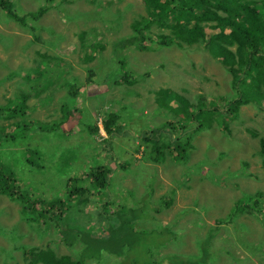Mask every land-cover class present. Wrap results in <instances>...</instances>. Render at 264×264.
<instances>
[{"label": "rangeland", "instance_id": "374dc122", "mask_svg": "<svg viewBox=\"0 0 264 264\" xmlns=\"http://www.w3.org/2000/svg\"><path fill=\"white\" fill-rule=\"evenodd\" d=\"M15 1L19 15L40 14V19L28 20L26 27L18 19L9 17L0 6V108H3L0 127L19 123L29 127L23 137L9 140H5L6 135L0 131V163L11 165L14 168L11 170L22 176L16 183L18 191L36 187L37 191L32 190L29 196L35 197L38 205L47 197L58 201L73 172L82 168L81 171L93 172L98 166L116 168V163L126 162L130 169L112 173L109 185L112 203L103 209L107 213L121 209L120 223L126 220L129 208L136 207L129 203L132 200L143 205H157L160 195L169 196L172 188H177L174 204L156 213V217L162 219L157 225L144 209L145 213L135 222L127 223L131 232L127 233V224L121 226V231L127 234L147 235L153 231L159 234V227L173 224L171 229L177 234L176 238L172 239L171 234L172 240L163 245L160 237L157 247H148L150 253L141 251L143 263L147 264L148 258L154 263L167 253L177 254L176 257L195 253L197 239L213 235L210 246L215 262L264 264V210L240 211L236 206L244 195L258 194L264 209V159L259 144V139L264 138L263 108L245 105L236 117L229 114L228 129L213 120L208 128L195 131L194 148L189 161L183 164L173 162L174 157L165 148L161 149L163 159L154 160L152 143L142 144L139 151L136 147L141 140L136 138L138 133L135 132L141 134L151 125L150 120L159 123L172 119L169 108L157 110L154 90L161 87H170L196 102L198 96H202L208 106L209 102L217 101L222 111L226 109L220 98L232 91L231 76L227 67L220 63L222 58L213 57L206 41L174 43L153 50L140 48L141 51L127 44L123 72L131 73L130 78L136 80L129 87L117 83L122 70L117 62L115 64L113 55L116 43L133 33L131 23L140 15L148 17L143 0ZM37 22L42 26L40 40L35 39L30 28ZM203 24L207 37L221 31L211 26V22ZM230 30V27L225 28V32ZM152 31H159L156 25ZM46 79L52 80L51 85L42 91L38 86ZM70 86L79 91L78 99L67 95ZM74 103L80 109L65 120L62 105L68 109ZM170 104H175L174 100ZM24 106L26 114L6 118L9 109L15 107L22 111ZM79 110H82L81 125L75 124L73 119L80 117ZM206 111L213 113V108ZM115 112L120 113L122 119L129 116L137 128L127 123L124 129L129 137L108 140L104 144V139H109L102 127L104 115ZM61 119L65 124L59 128L57 124ZM94 122L100 126L97 127L101 137L87 133L89 127L96 126ZM119 122L123 123L120 118L117 124ZM4 129L14 135L12 128ZM169 133L163 137L167 143L174 141L176 135L172 131ZM117 158L120 162H116ZM190 167L193 177L177 186V180L184 178L183 171ZM126 188L134 192L133 196L125 192ZM106 193L100 190L93 196L97 202H89L76 215L77 219L63 223L62 227L69 226L65 235L55 229L44 230L41 234L31 231L24 220L22 202L0 191V264H33L29 262L30 257H22L23 245H30L32 251L50 249L58 255L68 254L80 260L79 247L69 246V242L76 243V232H72L83 228L79 219L89 227L99 223L94 211L100 209ZM77 207L76 201L71 202L66 215H75ZM234 209L238 216L230 221ZM89 216L92 221L88 220ZM18 230L21 233L26 230L28 235H20ZM122 239L127 245L128 239ZM72 251L74 255L69 254ZM251 252L256 254L253 256ZM238 259L245 260L238 262ZM85 264L125 263L121 256L103 252L99 258H87ZM126 264L134 263L126 261Z\"/></svg>", "mask_w": 264, "mask_h": 264}, {"label": "trees", "instance_id": "16d2710c", "mask_svg": "<svg viewBox=\"0 0 264 264\" xmlns=\"http://www.w3.org/2000/svg\"><path fill=\"white\" fill-rule=\"evenodd\" d=\"M143 1L145 12L148 14V17H150L148 18L140 15L139 19H135L131 23L133 33L124 37L120 43H116L117 48L114 51L113 59L115 60V64L117 62L119 68L122 70L117 79L118 84L124 83V85L130 87L136 81L130 78L131 73L127 71L123 72L126 63V56L123 53L124 47H126L127 44H131L136 47V50L138 49V51H141L140 48L153 50L170 46L174 43L178 45L182 44V42L190 44L195 41L202 42L203 40L206 41V47L210 50L214 58H222L221 60L219 59V61L227 67V71L231 76L232 91L226 92L225 96L220 98L224 101L226 107L223 111L221 110L222 107L219 102H209L208 106L202 96H198V101L196 102L184 95L178 94L170 87H161L158 90H154L156 102L158 104L157 110H160L159 107L169 108L172 112V119L159 123L150 120L149 122L151 125H147L146 129L141 131V134H139V131L135 132V134L138 133L136 138L141 140L140 145L136 147L139 151L142 144L147 145L148 143H152L154 146V154L156 155L153 157L154 160H160V157L164 154L161 149L165 148L166 151L174 157L171 159L174 160L173 162L178 161L183 164L189 161L190 151L194 148L192 138L195 131L208 128L211 126L213 120L222 123L221 125H224V127L228 129L227 117L230 115L236 117L240 108L245 105H254L264 109V0ZM15 5V0H0V6L6 11L7 15L18 19L19 22L25 24L26 27L28 20L36 21L40 19V14L37 15L33 12H27L22 16L19 15L15 10ZM203 22H211V26L221 30L220 33L212 34L207 37ZM154 25L157 26L158 32L152 31ZM226 27L231 28L229 33L225 32ZM30 28L35 35V39L40 40L39 32L42 29L41 24L37 22L35 25H30ZM167 30H170L171 33ZM152 32L154 35H151ZM146 42L149 45L144 44ZM231 47H235V49L233 50ZM161 66L166 69L164 64ZM39 73L42 72H38V74ZM48 81L49 79H46L44 83H41V85L38 86L39 89L42 88V91L47 90L52 80ZM67 95L70 98L74 97L78 99L79 91L70 86L69 94L67 93ZM86 96L89 97V94ZM172 100H174L175 104H170ZM71 105V108L68 109L64 105L61 107L62 112L65 113V115L62 116L65 120L71 116L75 110L80 109L75 103ZM195 106L197 109L193 110ZM209 107L213 108V113H208L206 111ZM11 109L12 110H8L9 115H7L6 118L27 113L24 110L25 106L22 111H19V109L15 107ZM2 110L3 108H0V117L3 113ZM217 111L220 112L217 113ZM78 112L80 117L78 119L73 117V119L76 122L75 124L78 123L81 125L83 122L81 116L82 110ZM107 114L104 115L102 127L109 139H104V144L108 140L115 141L123 136L129 137L124 129V125L127 123H131L133 125L132 128H137L134 123H132L133 120H131L129 116H127L126 119H122L123 117L118 112ZM119 118L123 123L119 122V124H117ZM64 119H61L57 124L59 128L62 127V123L65 124ZM147 123L148 121H146V124ZM31 124L32 123H30L29 126ZM95 124V127H89L88 131H84H87V133L92 136L101 137L98 128L100 126L97 122ZM8 127L12 128V131H15L13 133L14 135H11L10 132H6L4 128ZM28 128L29 127L25 124L19 123L12 124L11 126H1L0 131L2 134L4 133L6 135L4 139L9 140L10 138L14 139L15 136L23 137L29 132ZM169 130L175 132L176 135L174 141L167 143L163 137L170 135ZM69 132L70 131L66 133ZM259 144L261 147V155L264 159V138L259 139ZM161 158L163 159V157ZM116 162H120V159L117 158ZM11 169H14L11 165L4 166L0 163V191L10 198L22 202L25 208L23 212L24 220L28 223L27 228L34 231V233L41 234L44 230L55 229L66 235L69 226H67L66 229V227H62V225H64L63 223L67 224L72 222L75 218L77 219L76 215L82 211L89 202H97L98 200L93 198V196H96L100 190L107 192L104 194V202L100 203V209L98 207L94 211V213L97 214L95 220L99 223L92 224L89 227L85 226L84 221L79 219L83 228L72 232V234L76 232V234L74 233L75 237H77L76 243L69 242V246H71L70 248L72 249L75 244L79 247L77 255L80 253V260H75L68 256V254L58 255L56 252H53L54 250L52 251L50 249L32 251L33 248L30 245H23L24 248L21 250L22 257H30L31 259L29 262L33 264L39 262L43 264H85L87 258H99L103 252L121 256L125 264L126 261L127 263L146 264L142 262L143 258L140 254L141 251L150 253V249L157 247L160 237L164 245L170 241L171 234L173 236L172 239H175L177 236L171 229L173 224L159 227L161 229V233L159 234H157L156 231L147 235H143L140 232L127 234L131 232L127 223L135 222L141 214L145 213L144 209L146 212L148 211L150 213L149 216L152 217L155 225L161 222L162 219L156 217V213L174 204V196L177 191L176 187L172 188L169 196H167V194L160 195L157 205H143L135 199L132 200L129 203L135 205L137 208L130 207L129 212L126 214V220L122 223H120L118 217L121 216V209L111 211L110 213L103 211V209H106L112 203V193L109 189L110 180L113 179L112 173L118 169L122 171L130 169L127 167L126 162L116 163V168L98 166L93 172H88L87 170L81 171L83 168L77 172H73L65 182V188L63 189L65 193H63L60 200L53 201L50 200V197H47L44 198V201L42 200L43 204L41 205H38V202L34 201L37 200L35 197L29 196L32 194V190L37 191L36 187L18 191L20 188L16 187V183L17 180L22 179V176ZM192 169L193 168L190 167L188 170L183 171L182 175L184 178L177 180V186L184 185L193 177L192 173H190ZM142 173L147 174V171L142 170ZM142 173H140V178L142 177ZM149 177L150 175L147 177L146 181ZM153 177L152 175V178ZM125 192L128 193L130 197L133 196L134 193L127 188ZM257 195L258 194L244 195L237 201V209L250 212L252 209L256 208L259 212H263L264 209L260 204V197ZM75 201L78 205L74 211L75 215L68 214L67 216L66 212L68 206L71 202ZM237 216L238 213L235 212L234 209L233 213L231 212L230 221L234 220ZM64 218L68 219L62 221ZM88 220L92 221L90 216ZM123 223L127 224V233L121 231ZM21 230H18L20 235L23 233L24 236L28 235L26 230H24L23 233H21ZM212 236L213 235H208L197 239L196 245H198V247L195 253L179 254V257H176L177 254L173 255L167 253L156 259L154 263L149 262L148 258L147 264H219V262H215L213 259L214 251L210 246ZM122 237L128 239L127 245H125ZM148 247L150 249H148ZM126 248L129 250L123 252V250L126 251ZM73 251L76 250L74 249ZM73 251L69 254L74 255ZM251 254L254 256L256 253L251 252ZM75 257L79 256L75 255ZM185 258L187 259L184 260ZM240 260L244 261L245 259H238V262ZM235 262H237L236 259Z\"/></svg>", "mask_w": 264, "mask_h": 264}, {"label": "bare ground", "instance_id": "6f19581e", "mask_svg": "<svg viewBox=\"0 0 264 264\" xmlns=\"http://www.w3.org/2000/svg\"><path fill=\"white\" fill-rule=\"evenodd\" d=\"M243 107V106H242ZM241 109V108H240Z\"/></svg>", "mask_w": 264, "mask_h": 264}]
</instances>
